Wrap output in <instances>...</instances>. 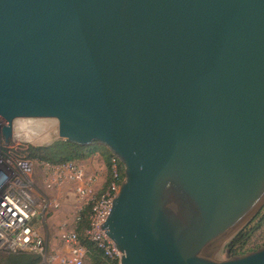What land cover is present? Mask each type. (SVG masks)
Instances as JSON below:
<instances>
[{"label": "water", "instance_id": "95a60500", "mask_svg": "<svg viewBox=\"0 0 264 264\" xmlns=\"http://www.w3.org/2000/svg\"><path fill=\"white\" fill-rule=\"evenodd\" d=\"M0 118L120 159V264H264V0H0Z\"/></svg>", "mask_w": 264, "mask_h": 264}, {"label": "built area", "instance_id": "2783aa9c", "mask_svg": "<svg viewBox=\"0 0 264 264\" xmlns=\"http://www.w3.org/2000/svg\"><path fill=\"white\" fill-rule=\"evenodd\" d=\"M6 163L11 164L10 161ZM43 165L48 187L54 189L73 184L76 196L84 205L80 209L91 206V224L87 237L106 258L120 264V252L99 228L106 222L112 209V200L118 196L120 185L125 181L124 165L120 159L112 156L110 184L104 190V184L97 190V180L89 179L77 162L57 166ZM34 173V163L26 159L16 162L13 170L9 168L6 172H0V249L38 255L43 258V264H87V250L75 230L66 236V255L46 257V243L38 228V222L58 205L46 198L41 199L36 193Z\"/></svg>", "mask_w": 264, "mask_h": 264}, {"label": "rangeland", "instance_id": "374dc122", "mask_svg": "<svg viewBox=\"0 0 264 264\" xmlns=\"http://www.w3.org/2000/svg\"><path fill=\"white\" fill-rule=\"evenodd\" d=\"M4 121L0 118V172H6L7 169L13 170L16 162L19 160H30L34 163V179L36 184V193L41 199L46 198L58 205V207L51 209L44 219L38 222V228L46 243V257L59 255H66L67 249L65 247L66 236L71 231L75 230L76 221L84 205L75 194V186L73 184H65L59 188H50L45 183L46 175L44 163L34 161L29 158L28 148L35 146L30 142H21L20 140L5 141L2 136V128ZM57 141V140H55ZM53 141V143L55 142ZM94 155L91 162L80 163V166L87 173L89 179L97 180V190H100L102 185L109 177V172L105 169L102 159ZM100 155V152H99ZM97 160V161H96ZM10 161L11 164L6 162ZM226 246V245H225ZM264 246V223L255 232L246 249H259ZM29 253L12 252L7 248L0 249V264H20L18 260H12L13 257L26 256ZM221 256L224 260L227 258L226 247L222 249ZM40 257V256H39ZM41 258V257H40ZM39 264H43V258ZM46 264V263H45ZM87 264L88 261H87Z\"/></svg>", "mask_w": 264, "mask_h": 264}, {"label": "trees", "instance_id": "16d2710c", "mask_svg": "<svg viewBox=\"0 0 264 264\" xmlns=\"http://www.w3.org/2000/svg\"><path fill=\"white\" fill-rule=\"evenodd\" d=\"M103 157L107 170L110 172V160L112 154L101 145L92 147H82L63 140H57L50 145L30 146L28 148L29 158L44 164L61 165L68 162H83L89 160L97 153ZM110 184V175L107 177L103 185V190ZM91 206L84 207L79 213V219L76 222L75 232L77 233L81 244L87 250V261L89 264H118V261L105 257L103 252L91 242L87 237V231L90 229ZM264 223L263 211L247 226L241 229L227 244L228 250L232 256H241L257 249H246L247 244L253 235ZM12 260H18L20 264H39L41 258L35 254H27L26 256L13 257Z\"/></svg>", "mask_w": 264, "mask_h": 264}, {"label": "crops", "instance_id": "0c3cea01", "mask_svg": "<svg viewBox=\"0 0 264 264\" xmlns=\"http://www.w3.org/2000/svg\"><path fill=\"white\" fill-rule=\"evenodd\" d=\"M98 156L102 159V163H103V165L105 164V161H104V159H103V157L101 156V155H97V157L96 158H98ZM94 157V156H93ZM92 157V158H93ZM92 158H90L89 160H86V161H83L82 163H86V162H88V163H90L91 162V160H92ZM97 161V160H96ZM81 163V162H80ZM106 165V164H105ZM107 167L105 166V169H106Z\"/></svg>", "mask_w": 264, "mask_h": 264}]
</instances>
